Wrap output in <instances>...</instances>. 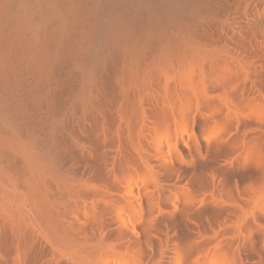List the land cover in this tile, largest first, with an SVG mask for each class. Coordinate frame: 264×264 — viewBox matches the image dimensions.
Segmentation results:
<instances>
[{
    "label": "bare ground",
    "instance_id": "6f19581e",
    "mask_svg": "<svg viewBox=\"0 0 264 264\" xmlns=\"http://www.w3.org/2000/svg\"><path fill=\"white\" fill-rule=\"evenodd\" d=\"M0 264H264V0H0Z\"/></svg>",
    "mask_w": 264,
    "mask_h": 264
}]
</instances>
